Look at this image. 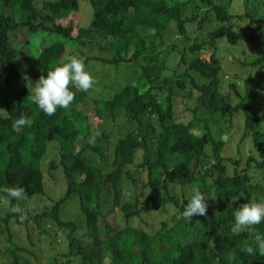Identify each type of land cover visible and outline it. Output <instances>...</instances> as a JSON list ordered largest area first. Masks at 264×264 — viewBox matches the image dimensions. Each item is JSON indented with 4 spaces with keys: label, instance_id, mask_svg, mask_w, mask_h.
<instances>
[{
    "label": "trees",
    "instance_id": "trees-1",
    "mask_svg": "<svg viewBox=\"0 0 264 264\" xmlns=\"http://www.w3.org/2000/svg\"><path fill=\"white\" fill-rule=\"evenodd\" d=\"M85 6L92 10L84 11ZM74 11L87 17L85 25L81 19L66 21ZM199 17L203 33L194 37L191 30ZM211 20L217 24L209 29ZM19 31L20 38L14 39ZM37 36L43 40L38 54L32 51ZM19 41L31 48L29 60H23L27 58ZM89 42L99 50L98 56L84 61L89 67L94 60L89 72H100L101 66L136 64L142 67L144 82H126L112 96H104L98 85L109 94L114 82L100 74L88 92L72 89L69 108L46 116L32 102L35 83L25 62L31 63L33 75L46 76L69 57H79V50L85 54ZM239 46L247 57L228 50L234 52ZM207 48L214 49L210 59L203 56ZM225 54L242 68L264 67V17L256 18L245 0H0V203L7 202L0 207L6 211L0 229L3 221L14 216L20 220L22 214L21 199L9 197L5 190L23 188V199L43 195L44 169L61 168L67 180L64 195L50 209L41 208L26 219H35L42 235L48 232L41 228L42 220L49 218L69 231L67 250L63 258L55 257L54 264H264V252L255 238V234L264 236V223L253 233L233 230V213L239 206L264 200V103L263 110L256 112L254 104L261 100L249 84L263 86V75L260 71L245 79L241 93L244 82L236 73L229 87V75L223 72ZM106 73L114 77L113 72ZM180 90L208 114L197 116L185 101L184 112L192 113V118L184 120L176 98ZM234 94L239 97L236 103L231 100ZM117 109L133 128L114 142L113 169L106 171L107 165L85 155L90 149L108 160L102 143L97 148L91 139L90 115L114 118ZM238 110H244L246 124L235 160L224 154L227 139L213 133L210 116ZM21 117L25 126L14 130L13 122ZM199 123L206 128L203 134L195 131ZM50 143L57 144L51 150L57 151V157L45 164ZM245 143L252 145L248 153L243 150ZM194 185L205 194L207 214L185 219L183 209L190 198L185 189ZM72 196L79 200L87 241L77 236V223L61 217L62 203ZM107 197L113 205L108 214ZM144 213L153 220H145ZM101 216L107 237L100 231ZM6 230L10 243L0 246L2 264H32L19 258V247L7 226ZM249 247L255 255L247 254Z\"/></svg>",
    "mask_w": 264,
    "mask_h": 264
},
{
    "label": "rangeland",
    "instance_id": "rangeland-1",
    "mask_svg": "<svg viewBox=\"0 0 264 264\" xmlns=\"http://www.w3.org/2000/svg\"><path fill=\"white\" fill-rule=\"evenodd\" d=\"M249 11H251L256 18H262L264 17V1L263 0H245ZM41 3V2H40ZM83 10L88 12L89 10H92L90 6H85L83 7ZM191 12V11H190ZM200 13H202L201 8H200ZM200 15V14H199ZM76 19L77 20L81 19L79 21L82 24H86V18L81 13L78 11H74L71 13L69 17H67L68 21L69 19ZM113 19H118V16H112ZM202 17H199L198 20L195 22L192 32H194V37L198 34H202L203 31L199 29V20ZM215 20H211L207 24V28H213L216 25ZM21 33L20 31L17 33H14V39L20 38ZM151 36H154V32H150ZM97 36H99V32L97 33ZM53 37L49 38V41H52ZM36 41V42H35ZM34 41L33 39V44H32V51L36 52L37 54L40 52L41 43H43V40L41 37L37 36L36 40ZM48 41V42H49ZM88 41V40H87ZM25 42H20L19 45L22 47L23 51H25V57L27 59H23L24 61L29 60V53L31 51V48H29ZM244 44V43H243ZM81 45V44H80ZM78 48V46H76ZM82 47V46H81ZM165 46L162 45L161 48H164ZM85 50L82 53V51L77 52L78 58L81 59L83 62L87 57L92 58V56H98L99 55V50L97 47L96 43H88L86 47L83 48ZM83 50V51H84ZM231 53L236 54L238 56L242 57H247L245 54V48L243 46H239L235 48V51L232 52V48L230 47L228 49ZM232 50V51H231ZM214 53V49L207 48L206 52L203 54L204 57H207L210 59L211 54ZM227 59H224V68L223 72L224 74L229 75V79H226V83L228 84L229 87L230 83L232 81H235V75L236 73H241L242 75V80H240V83L244 82L245 79L251 78L256 75L257 72L262 71L263 75V86L260 84H254V82L249 83L250 85L253 86L254 89L257 91V97L261 100V102H256L254 104V109L256 112L260 113L263 110L262 107V102L264 103V67L261 66H256V67H247V68H242L241 64L238 63V60L236 61L235 59L232 60L231 57H229L228 54ZM252 59H254L256 56L255 54L251 55ZM92 62L88 69H92L94 66V60H91ZM27 65L25 66V70L28 71L27 74L29 75V78L31 81L36 83V81L39 80V76H36L35 74L33 75L34 71H32L30 66V62H25ZM100 72L92 71L90 72L93 76V78L99 76L100 74H103L104 78L108 79L111 82H114V90H112L109 94H106L105 88H102L100 85H98L99 91H101V94L104 96H112L113 93L116 90H119L122 85L127 84L126 82H129L131 84H136L137 82L143 83L144 79L141 78V70L142 67L141 65H136V64H128V63H121L120 65H109L108 67L101 66ZM183 67L180 68V71H183ZM102 70H105L106 72H113V76H110L106 72H103ZM33 72V73H32ZM240 85V90L241 93H244L246 83ZM228 87V88H229ZM227 88V89H228ZM226 89V90H227ZM159 93V96L163 98L165 96L164 91H157ZM184 90L178 91V94L176 96L177 101L181 102V104L178 105V111L182 115L184 114V120H190L192 118L190 112L184 110L187 108L184 103L187 101L188 106L196 110L197 116H205L207 115V110L203 107L202 104L199 102L196 103L195 100L189 99L186 100L184 98ZM232 102L236 103L239 100V97L234 94L232 97ZM1 112L3 114H7L5 108H1ZM92 117V125H91V139L96 140L94 143V146L97 148H100L98 145L101 144L102 151L106 157H108V160L104 162L102 160L103 156L99 152H93L90 151V149H87L85 151V155L90 161L93 162H98L102 166H106V171H111L113 169V160L114 157L112 156L113 154V149H114V142H116L118 139H120L122 136H125L128 131H130L133 128L132 123L120 112L119 109L116 110L115 117H108L105 114H103V117L97 118L93 113L90 115ZM108 118V119H107ZM210 121H211V126L213 133L219 138H225L227 139L226 141V149L224 154L225 155H232L234 156V159L237 160L239 156V141L240 137L242 136V133L245 132V124H246V116L244 114V110H238L234 114H222V113H215L210 116ZM195 131L199 134H203L206 131V128L204 127L203 123H199L195 127ZM98 133V135H97ZM106 136V137H105ZM100 138V139H99ZM99 139V140H97ZM104 141V142H103ZM82 142L80 141L78 143L79 148L82 146ZM50 150L48 152L47 158L45 160V164H47L49 161L55 159L56 153H53L51 150L54 148L57 149V144L56 143H50L49 144ZM252 147L251 143H245L244 144V152L248 153L250 148ZM212 154V152H210ZM104 156V158H105ZM247 156V155H245ZM141 157V156H140ZM141 160V159H139ZM137 159V161H139ZM112 168V169H111ZM136 168V167H135ZM109 169V170H108ZM45 173V188H46V193L43 195H36L33 198L30 199H21V204H20V209H21V217L20 220L14 216L12 219H10L6 223L3 221L2 222V228L0 229V246L9 245V231L6 230V226L10 230V234L13 237L14 243H16L19 247V258L23 262H29L32 264H54V259L55 257L63 258V253L66 252L67 246H68V230H63L60 227H58L57 224H55L50 218L46 220H42L41 223V228H45L48 230L46 235L40 234V230L38 228V222L35 221V219L28 221L26 220L27 218H30V215L32 214L35 216L42 211L44 208H51L52 205H54V202H56L58 199L61 198L62 195H64L65 191L67 190V180L65 177V174L61 168L57 169H44ZM175 191L180 192V188H175L173 187ZM191 189L192 187L187 186L185 189V195H190L191 194ZM109 196V194H108ZM1 201V200H0ZM7 202H1L0 207H2L4 204ZM105 213H109L113 209V205L110 202L109 197H107V202L105 203ZM42 208V209H41ZM104 213V214H105ZM114 213V212H113ZM147 213V212H146ZM144 213L143 217L147 221L153 220L152 217L148 214ZM171 213V212H170ZM112 212L110 213V215ZM6 215V211H0V219H3ZM115 214H112L114 216ZM165 215H167L165 213ZM183 216V214H182ZM61 217L64 220H71L77 223V226H79V229L76 230L77 236L80 239L83 240H89L88 233L86 228L84 227L83 218L84 215L81 211L80 208V203L79 200L76 196H72L69 199H66L62 205H61ZM118 219V218H117ZM25 220V221H24ZM116 222L119 224L120 221L116 220ZM151 223V222H150ZM153 224V223H152ZM99 227L102 235L104 237H107L109 235L107 227H106V221L104 220V217L101 216L99 218ZM151 230L153 229V225L150 227ZM150 230V231H151ZM1 258V257H0ZM0 264L2 262L0 261Z\"/></svg>",
    "mask_w": 264,
    "mask_h": 264
},
{
    "label": "clouds",
    "instance_id": "clouds-1",
    "mask_svg": "<svg viewBox=\"0 0 264 264\" xmlns=\"http://www.w3.org/2000/svg\"><path fill=\"white\" fill-rule=\"evenodd\" d=\"M94 78L87 70L85 63L76 56L69 57L68 61L49 69L47 75H41L32 88V102L42 110L46 116H53L58 109H67L74 101L73 88L88 92L94 86ZM26 120L21 117L13 122L14 130L25 126ZM98 135V133H97ZM11 198L20 200L25 197L23 188L5 190ZM14 211H18L14 209ZM207 214V199L205 194L195 185L191 189L190 198L183 209V218L191 219L194 216ZM233 230H247L253 233L255 226L264 223V200L242 204L233 213ZM258 248L264 252V236L255 234ZM248 255H255L252 247L247 249Z\"/></svg>",
    "mask_w": 264,
    "mask_h": 264
}]
</instances>
